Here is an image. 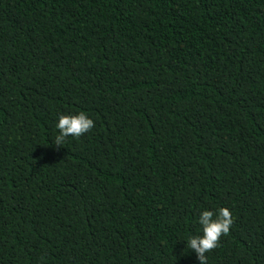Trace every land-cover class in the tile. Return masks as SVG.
Returning <instances> with one entry per match:
<instances>
[{"label":"trees","instance_id":"obj_1","mask_svg":"<svg viewBox=\"0 0 264 264\" xmlns=\"http://www.w3.org/2000/svg\"><path fill=\"white\" fill-rule=\"evenodd\" d=\"M221 207L264 264V0H0V264H200Z\"/></svg>","mask_w":264,"mask_h":264},{"label":"clouds","instance_id":"obj_2","mask_svg":"<svg viewBox=\"0 0 264 264\" xmlns=\"http://www.w3.org/2000/svg\"><path fill=\"white\" fill-rule=\"evenodd\" d=\"M94 126V119L85 111L62 114L56 124L59 133L52 143L65 144L68 137L79 138ZM198 223L202 227V234L190 235L186 240L187 248L197 253L200 264H207L205 254L218 246L222 236L229 234L234 223L233 214L228 207L204 209L199 215Z\"/></svg>","mask_w":264,"mask_h":264}]
</instances>
